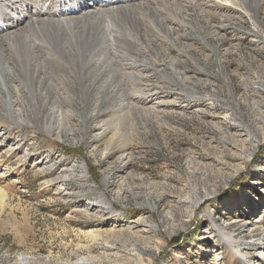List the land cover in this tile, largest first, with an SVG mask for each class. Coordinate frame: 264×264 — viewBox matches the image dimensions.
I'll use <instances>...</instances> for the list:
<instances>
[{
    "label": "rangeland",
    "instance_id": "rangeland-1",
    "mask_svg": "<svg viewBox=\"0 0 264 264\" xmlns=\"http://www.w3.org/2000/svg\"><path fill=\"white\" fill-rule=\"evenodd\" d=\"M253 1L178 0L179 13L169 10L165 20L173 42L155 40L148 63L136 56L139 82L150 88L124 83L131 90L83 95L77 83L66 84L64 112L40 113L41 120L54 115L52 134L12 123L0 129V190L8 195L0 209V264H18L20 255L39 264H256L264 237L254 236L256 247L242 244L244 263L217 235H205L212 214L218 224L229 219L242 238L244 223L226 213L236 201L248 213L243 198L250 194L255 204L264 188V90L256 85H264V0L251 18ZM45 160L67 169L75 163L76 171L84 164L88 175L50 182ZM193 172L210 174L201 186L213 194L187 210L176 200L198 183ZM105 178V199L120 198L110 212L95 203ZM146 200L157 210L140 205ZM142 219V230L128 231Z\"/></svg>",
    "mask_w": 264,
    "mask_h": 264
},
{
    "label": "bare ground",
    "instance_id": "bare-ground-1",
    "mask_svg": "<svg viewBox=\"0 0 264 264\" xmlns=\"http://www.w3.org/2000/svg\"><path fill=\"white\" fill-rule=\"evenodd\" d=\"M201 1L204 2L187 0V4L202 3ZM259 1L252 3L254 8L251 11L254 14L247 13L246 16L255 17ZM178 3V0H0V129L12 123L17 126H35L48 135L52 134L56 128L53 125L54 115L44 114L41 120L40 113L64 112V102L69 99L60 91L66 90V84L73 86L77 83L83 95H99L110 89L109 93L114 94L125 91L129 85L138 92L150 88L151 85L139 82L144 77L139 75L143 71V65H138L136 56L152 59L148 48L155 40L161 41L162 37L173 42L166 36L173 29L167 27L165 20L172 15V11L175 17L179 8L175 10L174 5ZM179 22L187 25L184 21ZM177 74L174 71L175 80L183 84L184 81ZM86 82L92 86H87ZM256 85L264 90V85L259 80H256ZM260 117L261 124L264 125V117ZM63 132H66L65 129ZM57 135L64 142L61 132ZM253 138L258 141V134L253 133ZM262 139L264 142V138ZM254 149L253 147L249 151L247 161L254 155ZM47 163V160L43 163L45 168L51 169L54 174L50 182L68 180L72 176L86 178L88 175L84 164L76 171L75 163L68 169L60 164L53 166ZM198 175L200 187L198 183H194L186 197L176 200L187 210L196 208L213 194L212 188L201 186L203 176L210 174L205 172ZM60 185L58 190H65L63 184ZM102 187L103 190H99L100 198L95 203L98 206L103 204L105 210L110 212L120 198L116 195L105 199L104 188L108 187L106 178ZM263 194L264 188L260 197L254 195L255 204L252 199H248L250 194L245 195L243 199H247L251 206L248 213H242L240 201H236L226 213L235 221L244 223L240 232L242 238H235L229 219L221 216L218 224L217 218L208 214L212 226H207L205 235L213 238L217 235L235 258L244 263L249 253L241 249L242 244L256 247L260 243L254 236L257 234L264 237ZM7 197L0 190V209L6 206ZM140 205L148 206L151 211L157 210V204L149 200ZM90 207L94 205L89 204L88 208ZM143 220L134 222L128 231L142 230L146 224ZM262 255L254 257L256 264H264V254ZM46 261L49 259L46 258ZM17 262L39 264L36 259L24 255H20ZM73 264L88 262L80 259Z\"/></svg>",
    "mask_w": 264,
    "mask_h": 264
}]
</instances>
